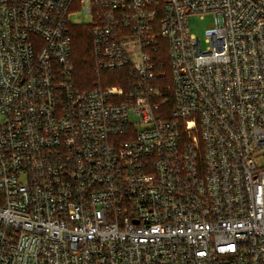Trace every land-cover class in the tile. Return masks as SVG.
I'll list each match as a JSON object with an SVG mask.
<instances>
[{"label": "built area", "instance_id": "1", "mask_svg": "<svg viewBox=\"0 0 264 264\" xmlns=\"http://www.w3.org/2000/svg\"><path fill=\"white\" fill-rule=\"evenodd\" d=\"M0 264H264V0H0Z\"/></svg>", "mask_w": 264, "mask_h": 264}, {"label": "trees", "instance_id": "2", "mask_svg": "<svg viewBox=\"0 0 264 264\" xmlns=\"http://www.w3.org/2000/svg\"><path fill=\"white\" fill-rule=\"evenodd\" d=\"M70 33L74 82L80 90H87L99 80L92 52V30L89 26L76 25L71 26ZM116 74L104 72L101 78L108 85L120 86L121 81L113 78Z\"/></svg>", "mask_w": 264, "mask_h": 264}, {"label": "rangeland", "instance_id": "3", "mask_svg": "<svg viewBox=\"0 0 264 264\" xmlns=\"http://www.w3.org/2000/svg\"><path fill=\"white\" fill-rule=\"evenodd\" d=\"M71 26H90L91 17L85 14L79 8H74L69 18ZM214 24V15H208L203 18L198 17L192 33L201 40L203 47H206V31Z\"/></svg>", "mask_w": 264, "mask_h": 264}]
</instances>
